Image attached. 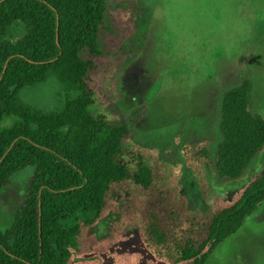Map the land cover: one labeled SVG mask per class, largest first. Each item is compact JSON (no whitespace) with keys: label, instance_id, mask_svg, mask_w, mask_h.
Wrapping results in <instances>:
<instances>
[{"label":"trees","instance_id":"trees-1","mask_svg":"<svg viewBox=\"0 0 264 264\" xmlns=\"http://www.w3.org/2000/svg\"><path fill=\"white\" fill-rule=\"evenodd\" d=\"M102 22V0H0V190L33 167L22 204L0 228V264H68L115 185H156L155 166L128 126L88 113ZM49 80L61 105L42 109L21 99L23 88ZM253 89L242 73L222 94L212 162L219 177L238 178L264 147V115L250 109ZM7 117L15 120L2 127ZM176 197L143 208L142 243L165 264H205L264 202V164L216 211L188 210Z\"/></svg>","mask_w":264,"mask_h":264},{"label":"rangeland","instance_id":"rangeland-1","mask_svg":"<svg viewBox=\"0 0 264 264\" xmlns=\"http://www.w3.org/2000/svg\"><path fill=\"white\" fill-rule=\"evenodd\" d=\"M102 7L91 79L96 99L88 113L128 126L155 166L156 185L148 191L130 182L115 185L68 264H165L142 243L143 208L170 201L176 191L186 209L216 211L264 164V147L236 179L219 177L212 164L218 106L240 74L254 84L250 109L264 115V0H102ZM56 89L49 80L23 88L20 97L49 109L62 103ZM14 120L7 117L1 126ZM32 174L26 167L0 190V228L22 204ZM205 264H264V202Z\"/></svg>","mask_w":264,"mask_h":264}]
</instances>
